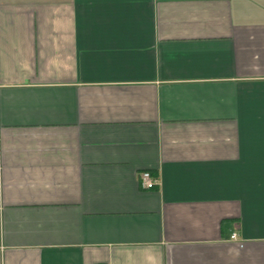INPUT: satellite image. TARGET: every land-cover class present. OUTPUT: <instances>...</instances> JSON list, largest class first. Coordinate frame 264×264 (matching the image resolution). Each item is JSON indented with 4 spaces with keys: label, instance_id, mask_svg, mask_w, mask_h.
I'll list each match as a JSON object with an SVG mask.
<instances>
[{
    "label": "crops",
    "instance_id": "1",
    "mask_svg": "<svg viewBox=\"0 0 264 264\" xmlns=\"http://www.w3.org/2000/svg\"><path fill=\"white\" fill-rule=\"evenodd\" d=\"M0 264H264V0H0Z\"/></svg>",
    "mask_w": 264,
    "mask_h": 264
},
{
    "label": "built area",
    "instance_id": "2",
    "mask_svg": "<svg viewBox=\"0 0 264 264\" xmlns=\"http://www.w3.org/2000/svg\"><path fill=\"white\" fill-rule=\"evenodd\" d=\"M140 183L142 188L146 190L154 189L158 184L157 180L148 171L140 174ZM233 238H236V235Z\"/></svg>",
    "mask_w": 264,
    "mask_h": 264
}]
</instances>
